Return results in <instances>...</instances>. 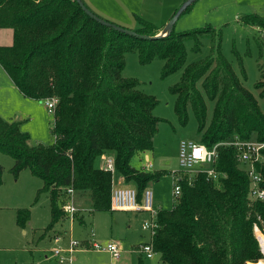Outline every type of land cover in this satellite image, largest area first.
Returning a JSON list of instances; mask_svg holds the SVG:
<instances>
[{
  "label": "trees",
  "instance_id": "trees-1",
  "mask_svg": "<svg viewBox=\"0 0 264 264\" xmlns=\"http://www.w3.org/2000/svg\"><path fill=\"white\" fill-rule=\"evenodd\" d=\"M245 19L264 26L260 17ZM140 23L137 33L158 35L156 26ZM0 29L13 30V43L0 46V65L19 92L35 100L58 99L51 146H30L21 121L0 116V153L14 160L12 174L18 177L28 169L44 182L37 197L50 195L48 230L64 219L59 198L69 188L85 199L91 212L111 210L112 171L95 166L107 151L115 152V167L127 184L136 186L139 201L163 175L131 163L136 155L153 150L163 120L153 114L156 98L141 92L136 80L123 77L128 52H137L142 64L165 61L163 77L184 69L170 91L177 97L180 122L188 124L189 111L195 116L199 143L212 147L236 136L264 141L259 100L222 55V34L214 27L173 29L165 37L145 40L102 25L75 0H0ZM206 37L218 54L187 65L186 43L192 41L193 51L200 54ZM259 68L255 87L264 99V68ZM242 75L246 78L243 69ZM216 167L226 174L220 183L202 173L189 183L186 174L173 208L159 212L153 246L162 263L263 264L254 223L260 217L264 224V203L250 205L249 179L232 147L220 148ZM3 173L0 163V189ZM30 218L29 209L17 213L22 228ZM137 264H144L142 258Z\"/></svg>",
  "mask_w": 264,
  "mask_h": 264
},
{
  "label": "rangeland",
  "instance_id": "rangeland-1",
  "mask_svg": "<svg viewBox=\"0 0 264 264\" xmlns=\"http://www.w3.org/2000/svg\"><path fill=\"white\" fill-rule=\"evenodd\" d=\"M82 1L98 17L128 30L138 29L141 25L140 19L149 22L160 30L158 35L162 38L168 35L164 29L189 0ZM250 15L260 17L264 23V0H196L176 21L174 30L188 32L210 26L216 32H221L222 55L232 65L245 88L258 98L264 113V99L259 97L255 87L260 80L259 66L264 68V26L245 23V17ZM12 40V29H0V46H7ZM193 46L192 41L186 43L187 65L211 54H218L210 37L203 39L200 54L193 51ZM164 63L163 60L155 59L148 64H142L137 52H128L123 77L136 80L141 92L154 96L158 101L153 114L163 122L155 138L154 148L136 155L131 163L139 170L163 173L159 180L150 184L149 189L156 205L164 210H171L176 202L172 174L182 170L179 162L180 144L183 141L198 142L199 138L195 116L189 111L188 124L183 125L175 112L177 97L170 91L181 81L184 69L163 77ZM242 69L246 78H243ZM211 111L210 107V114ZM0 116L9 121H21V130L30 135V146H51L55 142L54 112L48 109L44 100L26 98L20 94L1 65ZM114 158L115 152L107 151L96 158L95 166L104 168L109 159ZM13 161L11 156L0 153V163L4 168V183L0 189V264H59L53 250L58 246L68 249L71 240L80 243L75 253L70 256L74 258L72 264H137L139 258H142L144 264H164L159 254L147 259L137 252L140 245L150 243L152 238L151 232L142 228L143 221L148 217L146 214L109 210L95 212L93 219L91 211L84 210L81 213L84 223H81L78 219L73 220L62 209L64 218L68 219L60 221L57 231L48 230L51 222L50 195L42 193L37 197L39 190L44 187L43 180L28 169L22 171L20 179L15 177L11 172ZM149 163L152 167L146 169ZM112 174L116 188H136L133 183L127 184L116 167ZM59 200L65 204L68 201L67 195L61 194ZM78 200L75 196V205L83 208ZM20 209L31 211V218L24 228L17 223ZM60 230L64 234V238L59 235L63 243L56 245L54 238L51 240V235ZM86 233L103 245L109 242L118 244L121 250L120 259L113 260L110 253L83 245Z\"/></svg>",
  "mask_w": 264,
  "mask_h": 264
},
{
  "label": "built area",
  "instance_id": "built-area-1",
  "mask_svg": "<svg viewBox=\"0 0 264 264\" xmlns=\"http://www.w3.org/2000/svg\"><path fill=\"white\" fill-rule=\"evenodd\" d=\"M45 104L49 110L54 112L58 104V99L55 97L48 98L45 100ZM221 147H232L234 149L239 168L244 170L247 174L249 179L248 199L250 205L259 202L264 203V174L262 172L264 168V141L242 140L237 136L219 142L212 147L195 141L181 142L179 162L182 170L173 172L172 174L174 180L173 193L176 197V201L181 196V182L185 179L184 177L186 174L188 175L189 183L200 173L205 174L207 180L215 184L220 183L222 179L226 178V174L219 171L216 167ZM114 167V160L109 159L105 169L112 171ZM151 167L152 164L149 163L145 168L149 169ZM66 195L68 201L63 204L62 208L64 212L73 219L81 209L75 205L74 199L76 195L73 188L67 189ZM110 208L114 211H131L134 213L147 214L148 217L143 221L142 228L145 231L151 232V242L140 245L137 252L144 255L147 259L154 258L157 253L153 246V236L158 229V215L162 209L155 206L152 191L149 188L146 189L142 196V201H139L136 188L128 186L113 188L111 192ZM254 236L258 242L261 253L264 255V224L260 217H258V221L254 223ZM54 241L56 245H60L62 237H54ZM79 244L78 241L71 240L68 249H62L60 246L55 248L53 253L58 258L59 264H72L74 258L70 256L75 253ZM89 247L97 251L110 253L113 260H118L121 257L120 247L114 242L103 245L92 240ZM262 263L264 264V260Z\"/></svg>",
  "mask_w": 264,
  "mask_h": 264
},
{
  "label": "water",
  "instance_id": "water-1",
  "mask_svg": "<svg viewBox=\"0 0 264 264\" xmlns=\"http://www.w3.org/2000/svg\"><path fill=\"white\" fill-rule=\"evenodd\" d=\"M80 7L83 9V11L91 18H94L97 22L101 23L104 26H108V27H112L114 28L116 31H119L121 33L130 35V36H135V37H139L145 40H155V39H159L161 38V36L157 35V36H148V35H141L139 33H137L136 31L133 30H128L122 27H119L117 25H114L108 21L103 20L102 18L98 17L97 15H95L91 10H89L86 5L83 3L82 0H75ZM196 0H189L187 1V3L182 7V9L173 17V19L171 20V22L169 23V25L164 29V32L169 34L172 32V30L174 29V25L176 23V21L179 19V17L182 15V13H184L189 7L190 5Z\"/></svg>",
  "mask_w": 264,
  "mask_h": 264
},
{
  "label": "crops",
  "instance_id": "crops-1",
  "mask_svg": "<svg viewBox=\"0 0 264 264\" xmlns=\"http://www.w3.org/2000/svg\"><path fill=\"white\" fill-rule=\"evenodd\" d=\"M12 43H13V40H12ZM11 43V44H12ZM11 44H9V45H11ZM8 46V45H7ZM15 86V85H14ZM15 88L17 89V87L15 86ZM18 90V89H17ZM18 92H19V90H18ZM20 93V92H19ZM21 94V93H20ZM104 168H106V166L104 167ZM22 174H23V172H21L20 174H19V176H18V178L20 179V177L22 176ZM4 183V182H3ZM125 187H127V186H125ZM113 188H116L115 187V185H114V183H113ZM76 196H77V194H76ZM78 197V196H77ZM78 202H79V204H80V206L81 207H83V208H80L81 209V211L80 212H78L77 214H76V216L73 218V220H75V219H78L81 223H84V218H83V215H81V213L84 211V210H86V211H90L89 209H87L88 208V206L89 205H87L86 204V201H85V199L83 198H80V197H78ZM155 206L156 207H159V208H161L160 206H158V205H156L155 204ZM50 209H51V207H50ZM162 209V208H161ZM162 210H164V209H162ZM91 214H93V219L95 218V216H94V214H95V212H91ZM142 214H146V213H142ZM147 215V214H146ZM66 219H68V218H64L63 220H66ZM60 223V222H59ZM59 223H57L55 226H54V228L53 229H51V231L52 230H56V227H57V225L59 224ZM131 227V226H130ZM90 229H92V227L90 228ZM62 230V229H61ZM60 230V232H58V233H60V234H58L56 231V233H53L52 235H51V240H53V238L54 237H57V236H59V235H62V237L64 238V234H61L62 233V231ZM25 232V231H24ZM65 232H67V230L65 229ZM89 232V231H88ZM87 232V233H88ZM87 233L85 234V236H84V240H83V245H85L86 247L87 246H90L91 245V243H92V240H93V237H88V235H87ZM65 234H67V233H65ZM63 243V242H62ZM82 250V249H81ZM108 253V252H107ZM53 255H54V253H53ZM55 256V255H54ZM56 257V256H55ZM57 258V257H56ZM55 259V258H54ZM58 259V258H57ZM57 259H55L58 263H59V260H57Z\"/></svg>",
  "mask_w": 264,
  "mask_h": 264
}]
</instances>
